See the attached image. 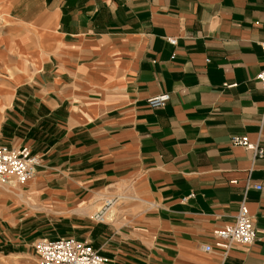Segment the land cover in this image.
<instances>
[{
  "label": "crops",
  "instance_id": "crops-1",
  "mask_svg": "<svg viewBox=\"0 0 264 264\" xmlns=\"http://www.w3.org/2000/svg\"><path fill=\"white\" fill-rule=\"evenodd\" d=\"M0 9V142L39 158L35 178L7 194L106 264H264V159L230 145L246 136L264 149V0ZM164 93V108L148 107ZM242 202L256 240L225 255L213 233L234 224Z\"/></svg>",
  "mask_w": 264,
  "mask_h": 264
},
{
  "label": "built area",
  "instance_id": "built-area-1",
  "mask_svg": "<svg viewBox=\"0 0 264 264\" xmlns=\"http://www.w3.org/2000/svg\"><path fill=\"white\" fill-rule=\"evenodd\" d=\"M171 45L177 40L169 38ZM264 51V42L260 43ZM260 89L264 97V69L258 75ZM236 85H226L235 87ZM170 94L164 93L147 100L151 109H162L170 101ZM230 145L240 147L250 152L255 159H264V149L259 143H252L246 136H233ZM39 166V158L27 146L9 147L0 142V185L9 187L24 186L35 178V169ZM260 190V187H256ZM125 198V197H124ZM120 196L106 198L100 209L93 216L98 223L105 221L106 212L117 202ZM216 246L226 255L232 244L251 246L256 240V234L251 222L249 210L244 202L241 203L234 224L226 225L214 231ZM211 247L206 246L205 251L210 252ZM34 251L38 264H106L98 251L89 243L79 241L73 237H63L55 240H39L34 244Z\"/></svg>",
  "mask_w": 264,
  "mask_h": 264
},
{
  "label": "rangeland",
  "instance_id": "rangeland-1",
  "mask_svg": "<svg viewBox=\"0 0 264 264\" xmlns=\"http://www.w3.org/2000/svg\"><path fill=\"white\" fill-rule=\"evenodd\" d=\"M5 187L0 185V264H38L34 244L39 240L63 238L57 234L60 228L50 216L48 219L51 221H48L44 214H39L36 206L27 204L26 200L22 201L24 204L15 200L5 192ZM117 196L126 197L122 192ZM17 203L19 206L16 207ZM24 216L27 219L22 221ZM16 241L20 245L18 249L12 250L11 246L6 245L9 242L15 244Z\"/></svg>",
  "mask_w": 264,
  "mask_h": 264
}]
</instances>
